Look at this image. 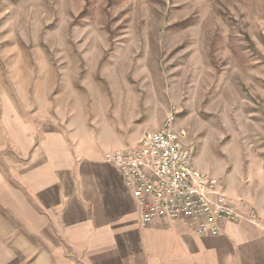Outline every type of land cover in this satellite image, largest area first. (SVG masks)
<instances>
[{
  "label": "rangeland",
  "instance_id": "1",
  "mask_svg": "<svg viewBox=\"0 0 264 264\" xmlns=\"http://www.w3.org/2000/svg\"><path fill=\"white\" fill-rule=\"evenodd\" d=\"M174 109L264 220V0H0V264L56 263L23 180L39 142L105 159Z\"/></svg>",
  "mask_w": 264,
  "mask_h": 264
},
{
  "label": "crops",
  "instance_id": "2",
  "mask_svg": "<svg viewBox=\"0 0 264 264\" xmlns=\"http://www.w3.org/2000/svg\"><path fill=\"white\" fill-rule=\"evenodd\" d=\"M45 141L23 180L37 219L52 230L39 229L53 243L55 264H264V220L226 223L217 236L181 221L142 226L131 192L99 148L68 153Z\"/></svg>",
  "mask_w": 264,
  "mask_h": 264
},
{
  "label": "built area",
  "instance_id": "3",
  "mask_svg": "<svg viewBox=\"0 0 264 264\" xmlns=\"http://www.w3.org/2000/svg\"><path fill=\"white\" fill-rule=\"evenodd\" d=\"M174 109L155 131L143 133L135 146L105 156L131 192L140 224L181 221L202 236L221 234L226 223L258 222L254 208L230 200L222 182L197 168L187 132L175 125Z\"/></svg>",
  "mask_w": 264,
  "mask_h": 264
}]
</instances>
